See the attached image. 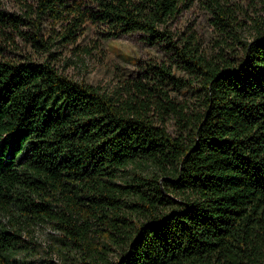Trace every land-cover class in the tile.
Returning <instances> with one entry per match:
<instances>
[{"label": "trees", "instance_id": "16d2710c", "mask_svg": "<svg viewBox=\"0 0 264 264\" xmlns=\"http://www.w3.org/2000/svg\"><path fill=\"white\" fill-rule=\"evenodd\" d=\"M15 1L0 0V264H36L43 223L65 264H264V0L251 38L235 4L204 1L212 54L174 30L195 0ZM133 33L168 58L111 89L67 73Z\"/></svg>", "mask_w": 264, "mask_h": 264}, {"label": "rangeland", "instance_id": "374dc122", "mask_svg": "<svg viewBox=\"0 0 264 264\" xmlns=\"http://www.w3.org/2000/svg\"><path fill=\"white\" fill-rule=\"evenodd\" d=\"M4 8L10 11L18 9V3L15 0H1ZM206 0H195L194 5L183 11L174 23V30L177 34L189 35L194 34L201 44L202 48L212 54L219 50L218 44H221L223 35L218 27L213 23V17L206 8L204 3ZM235 4L239 10L237 17L244 23L242 31L245 38H251L253 30V22L257 17L256 11L259 6L253 0H223ZM259 14H264L260 11ZM103 52L94 51L91 56H87L77 64L67 69V73L77 80L86 81L88 83L99 85L103 88L111 89L119 84L120 79L140 77L143 75L142 70L149 63L163 62L168 58L159 45H150L143 41L139 33L123 35L120 38H112L104 42ZM20 50V49H19ZM29 52V49L23 46L22 51L9 52L8 55L17 57ZM68 55V52L65 53ZM177 75L184 79L190 76L177 69ZM190 90L182 89L171 92L172 97L179 102L188 103L191 107L197 102L196 97ZM168 128L174 136L180 134V127L177 125L175 118L169 119ZM34 249L33 258L36 264H41V259H50L55 264H65L62 258L56 253H51L50 246L54 242V238L58 233L51 224L43 223L36 226L32 230Z\"/></svg>", "mask_w": 264, "mask_h": 264}]
</instances>
